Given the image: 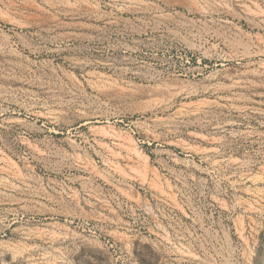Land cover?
Returning a JSON list of instances; mask_svg holds the SVG:
<instances>
[{
  "label": "rangeland",
  "instance_id": "1",
  "mask_svg": "<svg viewBox=\"0 0 264 264\" xmlns=\"http://www.w3.org/2000/svg\"><path fill=\"white\" fill-rule=\"evenodd\" d=\"M0 264H264V0H0Z\"/></svg>",
  "mask_w": 264,
  "mask_h": 264
}]
</instances>
